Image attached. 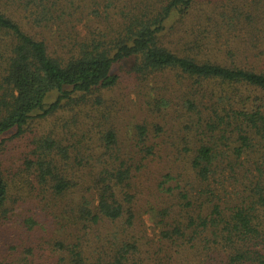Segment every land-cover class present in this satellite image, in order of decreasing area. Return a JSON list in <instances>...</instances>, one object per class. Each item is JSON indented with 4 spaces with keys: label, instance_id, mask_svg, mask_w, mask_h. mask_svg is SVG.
Masks as SVG:
<instances>
[{
    "label": "trees",
    "instance_id": "trees-1",
    "mask_svg": "<svg viewBox=\"0 0 264 264\" xmlns=\"http://www.w3.org/2000/svg\"><path fill=\"white\" fill-rule=\"evenodd\" d=\"M0 264H264V0H0Z\"/></svg>",
    "mask_w": 264,
    "mask_h": 264
},
{
    "label": "rangeland",
    "instance_id": "rangeland-1",
    "mask_svg": "<svg viewBox=\"0 0 264 264\" xmlns=\"http://www.w3.org/2000/svg\"><path fill=\"white\" fill-rule=\"evenodd\" d=\"M121 81H122L123 86H126L127 84H129V80L126 79V78L122 79ZM119 92H121V89L116 87L112 93H114V95L117 97V95L119 94ZM112 93H111V96H112ZM128 93H129V92H128ZM129 95H130V93H129ZM131 96H132V95H131ZM108 98H109V97H108ZM118 99H121V94L119 95ZM123 103L125 104V101L123 100V102H122V100H121V101H120V104H123ZM120 104H118V105L116 106V108H120ZM113 106H114V105H113ZM117 114H119V115L121 114V108H120L119 112H117ZM147 115H148V114H147ZM143 116H145V115L141 114L140 118H142ZM150 117L152 118V116L148 115V118H149V119H150ZM119 120H120V122H122V121H123L122 117H121ZM144 217H146V219H147V221L145 222L146 225H147V226H151L152 222H151V220H149V217H148V216H144ZM150 232H151V231H150Z\"/></svg>",
    "mask_w": 264,
    "mask_h": 264
}]
</instances>
